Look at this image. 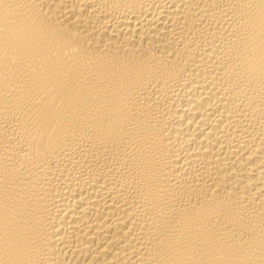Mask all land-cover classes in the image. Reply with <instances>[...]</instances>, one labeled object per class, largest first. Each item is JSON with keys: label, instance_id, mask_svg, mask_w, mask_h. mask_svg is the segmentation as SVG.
I'll return each instance as SVG.
<instances>
[{"label": "bare ground", "instance_id": "6f19581e", "mask_svg": "<svg viewBox=\"0 0 264 264\" xmlns=\"http://www.w3.org/2000/svg\"><path fill=\"white\" fill-rule=\"evenodd\" d=\"M0 264H264V0H0Z\"/></svg>", "mask_w": 264, "mask_h": 264}]
</instances>
